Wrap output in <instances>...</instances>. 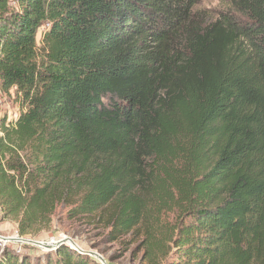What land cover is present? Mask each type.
<instances>
[{
    "label": "trees",
    "instance_id": "16d2710c",
    "mask_svg": "<svg viewBox=\"0 0 264 264\" xmlns=\"http://www.w3.org/2000/svg\"><path fill=\"white\" fill-rule=\"evenodd\" d=\"M201 1L0 0L20 107L0 117V221L108 212L110 238L141 229L165 264H264V0L214 19ZM0 264L99 263L64 244Z\"/></svg>",
    "mask_w": 264,
    "mask_h": 264
},
{
    "label": "rangeland",
    "instance_id": "374dc122",
    "mask_svg": "<svg viewBox=\"0 0 264 264\" xmlns=\"http://www.w3.org/2000/svg\"><path fill=\"white\" fill-rule=\"evenodd\" d=\"M197 12L204 13L205 18L214 19L220 12L229 11V6L221 0H202L196 7ZM45 29L41 28L37 35V42L40 44L41 36ZM20 113V107L14 97V92L9 95L0 94V117L6 115L9 120H15ZM80 195V192H79ZM69 208L58 206L52 216L49 226L38 224L35 232L27 236H19L15 219L0 221V250L9 248L14 253L23 255H42L53 250L42 248L10 240L13 238L30 239L38 242H57L67 238L74 242L87 255L100 261L93 254L101 257L108 264H165L164 255L167 248L159 246L152 253L147 255L146 234L139 229L135 232L115 235V239L110 238L111 231L108 226V212H95L86 215H73ZM174 215L166 213L161 216L164 224L173 223ZM9 238V240H7ZM92 253V254H91Z\"/></svg>",
    "mask_w": 264,
    "mask_h": 264
},
{
    "label": "water",
    "instance_id": "95a60500",
    "mask_svg": "<svg viewBox=\"0 0 264 264\" xmlns=\"http://www.w3.org/2000/svg\"><path fill=\"white\" fill-rule=\"evenodd\" d=\"M0 239L4 240V238H1V237H0ZM7 240H9V238ZM10 240H15L17 242H21V243H24V244H29V245H32V246H36V247L42 248V249H44L46 251L55 250L58 246L65 244V245H68L71 249H74V250L78 251L81 254H87V252H84L83 250H81L74 242H72L71 240H69L67 238H64V239H62L60 241H57V242L51 241L49 243H43V242H38V241H34V240H30V239H23V238H13V239H10ZM93 255L96 258L99 259L100 264H108L101 257L97 256L96 254H93Z\"/></svg>",
    "mask_w": 264,
    "mask_h": 264
}]
</instances>
